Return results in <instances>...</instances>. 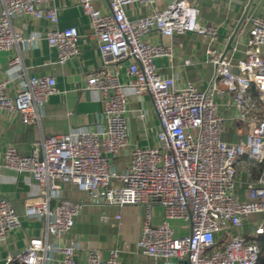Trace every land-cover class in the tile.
<instances>
[{"label":"built area","instance_id":"obj_1","mask_svg":"<svg viewBox=\"0 0 264 264\" xmlns=\"http://www.w3.org/2000/svg\"><path fill=\"white\" fill-rule=\"evenodd\" d=\"M159 1L75 0L89 19L104 59V70L89 77L84 87L102 97L99 128L43 137L32 144L29 155L6 149L3 168L29 175L35 193L26 198L22 215L0 194V241L20 228L22 219L36 218L45 221L50 242L29 239L5 264H50L53 254L56 264H119L117 249L109 250L104 259L97 249H81L77 242L65 240L82 205L64 196V185L87 193L93 202L143 205L146 213L136 248L144 256L184 264L257 263L259 248L252 239L264 235V17L250 13L238 29V35L245 38L243 60L232 64L219 49L207 51L215 70L207 89L200 90L159 75L154 60L171 58L172 49L148 43L146 37L151 32L160 37L193 33L212 42L219 27L201 25L198 9L187 0H172L153 14L127 18V6H153ZM97 2L105 3L107 9L96 8ZM53 3L0 0V52L37 40L16 33L13 18L56 23ZM79 40L75 28L46 35L59 64L79 54ZM120 63L128 64L127 73L132 77L128 84L119 81L116 67ZM109 65L114 69H107ZM20 67L19 58L10 60L12 79L0 81V112L17 115L23 124L38 123L45 103L58 89L52 77H29ZM14 78L18 88L8 96L6 89ZM129 93L139 101L151 102L159 121L154 148L129 144ZM228 123L235 126L240 140H224ZM124 150L128 164L118 171L112 160ZM245 160L249 168L241 165ZM154 206L163 212L158 225L152 223ZM172 221L183 222L188 232L177 235ZM79 250H84L81 263L76 259Z\"/></svg>","mask_w":264,"mask_h":264},{"label":"crops","instance_id":"obj_2","mask_svg":"<svg viewBox=\"0 0 264 264\" xmlns=\"http://www.w3.org/2000/svg\"><path fill=\"white\" fill-rule=\"evenodd\" d=\"M171 1L162 0L153 6L131 5L125 8V12L129 20H134L161 10ZM187 1L198 9L197 19L201 25L219 27L215 41L211 42L208 37L193 33L160 37L156 32H151L146 37V41L160 43L172 49L171 58L159 57L154 60L159 75L172 77L181 86L192 84L200 90H205L211 83L215 70L207 51L215 48L224 53L234 27L249 0ZM52 6L57 10V20L54 24L31 17L13 18V30L16 33L26 38L35 36L37 40L30 44L19 43L8 51L0 52V81L12 77L9 61L19 58L21 73L29 77H52L58 89V94L49 97L45 103L38 123L23 124L17 115L0 112V194L11 202L18 215L23 214L26 198L35 193V182L27 174H17L3 168V155L6 149L12 147L19 155H29L32 144L43 137L66 135L82 129H98L97 121L104 107L102 97L97 91L84 89L87 79L98 75L105 67L88 17L76 5L75 0H54ZM94 6L107 9L105 3L101 2L95 3ZM253 12L264 17V0H252L247 15ZM244 20L240 26L243 25ZM67 28H75L80 36L79 54L66 63L59 64L56 49L48 45L46 35L53 30ZM244 41L245 38L237 32L231 50L224 54L230 58L232 64L245 58ZM186 60L190 64H185ZM127 66V63H120L116 67L122 84H128L132 80L127 73ZM107 69L113 70L114 65H109ZM17 88L18 80L14 78L6 89L7 95L13 96ZM223 113L229 117L228 112L223 111ZM127 119L131 146L156 147L159 121L149 99L139 101L129 93ZM223 138L225 141L235 142L242 136L237 135L235 126L228 123ZM127 155V150H124L112 160L116 170L121 171L127 166ZM63 194L69 200L82 205V211L75 219L74 227L64 236L65 240L77 242L81 245V249L88 247L97 249L104 259L107 258L109 250L117 249L119 264H184L173 259L164 262L138 252L136 243L146 213L143 205L119 207L108 205L102 200L93 202L87 193L78 191L71 185H64ZM162 218V209L154 206L152 223L158 225ZM171 225L177 235L188 232L181 221H172ZM32 238L47 239L50 242L43 219H22L21 227L8 233L5 239L0 241V264H5L8 257L21 252ZM83 258L84 250H79L76 259L81 263ZM9 264L19 263L13 261ZM50 264H56L55 254L52 255Z\"/></svg>","mask_w":264,"mask_h":264},{"label":"trees","instance_id":"obj_3","mask_svg":"<svg viewBox=\"0 0 264 264\" xmlns=\"http://www.w3.org/2000/svg\"><path fill=\"white\" fill-rule=\"evenodd\" d=\"M252 97H253V99H255L256 105L258 107H261V103L258 100L257 94L253 92L252 93ZM260 120H262V119L260 118ZM241 165L249 168L248 165H250V164H249V162H247V160H245L244 162H242ZM252 242L257 244L258 248H259V256H258V261H257L256 264H264V235L263 236H258L257 238L252 239Z\"/></svg>","mask_w":264,"mask_h":264},{"label":"water","instance_id":"obj_4","mask_svg":"<svg viewBox=\"0 0 264 264\" xmlns=\"http://www.w3.org/2000/svg\"><path fill=\"white\" fill-rule=\"evenodd\" d=\"M251 3H252V0H249L248 4L246 5V7L244 9V12H243L240 20L238 21V23L234 27L233 33H232V35L230 36V38L228 40V43H227L226 49L224 51V54H226L227 51L231 50V44H232V42H233V40H234V38H235V36H236V34L238 32V29H239L241 23L243 22V20L245 19L246 15L248 13V10L250 8Z\"/></svg>","mask_w":264,"mask_h":264}]
</instances>
